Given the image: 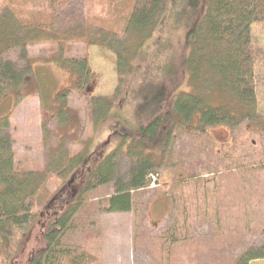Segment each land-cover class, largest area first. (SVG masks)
Segmentation results:
<instances>
[{
    "label": "rangeland",
    "instance_id": "1",
    "mask_svg": "<svg viewBox=\"0 0 264 264\" xmlns=\"http://www.w3.org/2000/svg\"><path fill=\"white\" fill-rule=\"evenodd\" d=\"M37 1L0 0V15L6 4L14 8L12 20L23 29L20 37L32 28L25 27L29 23L47 28V34L53 33L45 40L40 30H31L36 40L27 38L24 52L30 60L32 74L25 68L22 76H31L21 77V84L8 89V95L0 101V118L9 120L4 133L13 138V162L19 171L51 170L49 164L53 162L61 167L58 162L65 155L75 153H86V162L89 160L94 166L93 161L108 155L117 146V139L110 136L116 130L115 122L120 121L109 116L94 124L98 114L92 105L94 98L106 99L116 114L122 111L130 121L126 125L120 123L135 132L139 124L170 109L179 91L191 90L187 70L175 61L185 51V32L203 14V0H169L145 44H132L137 41L133 34L130 44L124 41L111 44L114 49L108 44L110 34L123 33L125 22L120 13L111 15L104 7L114 1L127 11L134 0H74L76 11L72 5L68 13H60L53 21L47 2L40 0L36 5ZM57 1L51 3L58 7ZM84 26L91 30L89 39V34L87 38L74 35ZM251 34L256 51L254 80L258 113L264 116V23L253 24ZM59 44L63 45L62 51ZM18 50L19 46L6 49L4 54L17 60L20 66ZM83 57L88 62L89 80H77L78 89L66 93L65 88L73 84L67 69ZM124 57L128 61L119 72ZM166 62H173V73L160 75ZM64 100L71 113L67 115L70 136L58 139L52 135L53 130L57 132V122L50 116L52 107H59ZM42 122L45 130L41 129ZM170 131L165 145L152 148L157 153L158 165L148 186L131 190L129 210H107V197L115 192L114 182L108 181L84 194L83 202L87 205L78 208L68 229L59 234H63L61 239L74 248L91 245L89 252L97 264H228L247 249L264 244V170L250 175L237 172L234 165L222 161L229 143L234 137L243 138L248 133L246 129L219 125L202 131L194 130L191 124H180ZM243 139L258 148L254 159L262 160L264 136L260 139L249 135ZM128 171L127 157L119 154L116 174L127 180ZM71 176L67 175L61 186L57 179L48 185L49 198L44 193L45 200L32 206L31 222L17 230L3 264H28L35 253L48 249L44 231L52 212L63 206L71 189L77 188ZM64 184L63 195L48 203ZM203 200L211 203L202 206ZM188 207L198 213H214L216 220L197 217L187 225V211L182 208ZM168 238L172 245L167 244ZM161 241L166 247H159ZM248 264H264V257Z\"/></svg>",
    "mask_w": 264,
    "mask_h": 264
},
{
    "label": "trees",
    "instance_id": "2",
    "mask_svg": "<svg viewBox=\"0 0 264 264\" xmlns=\"http://www.w3.org/2000/svg\"><path fill=\"white\" fill-rule=\"evenodd\" d=\"M51 1L55 0H43V3L47 2L49 9L47 6L46 9L52 10L50 12L52 19L47 14L52 21L53 18H59L60 13H68L72 5L73 11L77 9L73 4L74 0H58V7ZM168 1L134 0L127 11L114 1L109 6L106 5L105 12L111 15L120 13L125 22L123 33L110 34L111 39L108 41L110 48H113L111 44L119 42L122 44V41L130 44L133 34L137 41L134 40L132 44H145L150 39L154 27L157 26L158 16L163 13ZM203 1V14L185 32L183 44L185 51L175 61L187 70L191 90L179 91L170 109L162 111V108V112L151 120L139 124L135 132L123 126L130 119L124 116L121 110V114H116L117 112L111 109L106 99H92L94 111L98 113L94 124L98 123L99 119L103 120L109 116L114 121L123 123L122 125L120 122H115L116 130L110 136L117 139V146L108 155L96 161L93 159L94 166L89 164V160L86 162L88 157L86 153H75L65 155L64 160L58 162L61 163V167L54 166L53 162L49 164L52 165L51 170L19 171L13 162V138L4 133L5 128L9 126L8 117L0 118V264L4 263V257L8 256V250L13 246L17 230L30 224L32 206H37V201L42 203L45 200L44 193L48 195L46 199L49 198L48 185L55 179L61 182V186L66 176L71 174L74 176H71L73 180H76L77 188L71 189L70 193L65 195L63 206H57L52 212V219L44 231L48 249L35 253L28 264H97V259L89 252L91 245L81 244L79 248H74L66 243L65 239H61L63 234L59 235L68 229L78 208L87 205L83 202L84 194L105 185L108 181H113L115 192L107 197L105 207L112 212L129 210L132 205L131 190L148 186L152 181V171L158 165L157 153L152 152V148L159 147L160 144L165 145L173 126L191 124L194 130L205 131L208 127L236 125L238 128L243 126L248 132L243 138L255 135L261 139L264 136V116L258 113L254 80L256 51L251 34L253 24L264 23V0ZM39 3L40 0L36 5ZM13 9L10 4H6L0 15V101L8 95L6 93L8 89L16 88L21 84V77H30L32 74L30 60L24 52L26 39L36 40L35 36L31 35V30L35 28L40 30L45 40L53 35V33L49 32V35L45 32L47 28L41 29L29 23L25 27L32 28L25 30L20 37L19 32L23 29L15 20H12L14 19ZM87 28L75 32L74 35L86 37L89 34L88 38L86 37L89 39L91 30L87 31ZM36 38L38 39V35ZM17 46H19L18 55L22 61L20 66L17 60L14 61L4 54L6 49H16ZM59 46V50L62 51L63 45L59 44ZM123 59L124 61H120L118 66L119 72L123 70L128 57ZM69 67L67 72L73 79V84L65 88L66 93L72 89H78L75 87L77 80L87 82L90 77L85 57L80 58L79 61H73ZM25 68L30 74L22 76ZM173 70V62H166L161 66L159 74H172ZM58 106L52 107L50 116L51 120L55 119L57 122L55 127L57 132L53 130L52 135L63 139L70 136L67 115L71 113L65 100ZM45 126L42 122L41 129ZM243 138L232 139L222 161L228 166L234 165V170L237 172L245 171L246 174L258 175L264 170V158L254 159L258 154V148L248 139ZM119 154L127 157L129 161L127 180L116 174V160ZM260 154L264 156V151ZM60 170L62 173H59ZM68 187L66 185V189ZM64 189L65 184L48 203L57 195H61ZM67 199H71V202H67ZM210 203L211 200H203L202 206H208ZM182 209L187 211V220H185L187 225H191L197 217L216 220L214 213H198L191 211L189 207ZM168 239L167 244L172 245L173 241ZM159 247L166 246L161 241ZM262 257H264V244L256 249H247L245 253L228 264H248Z\"/></svg>",
    "mask_w": 264,
    "mask_h": 264
}]
</instances>
